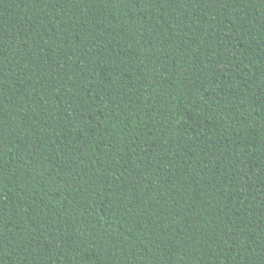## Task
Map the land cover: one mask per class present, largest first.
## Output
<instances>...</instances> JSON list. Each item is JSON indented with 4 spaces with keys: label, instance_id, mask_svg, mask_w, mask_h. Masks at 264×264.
Wrapping results in <instances>:
<instances>
[{
    "label": "trees",
    "instance_id": "16d2710c",
    "mask_svg": "<svg viewBox=\"0 0 264 264\" xmlns=\"http://www.w3.org/2000/svg\"><path fill=\"white\" fill-rule=\"evenodd\" d=\"M0 264H264V0H0Z\"/></svg>",
    "mask_w": 264,
    "mask_h": 264
}]
</instances>
